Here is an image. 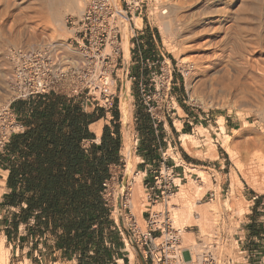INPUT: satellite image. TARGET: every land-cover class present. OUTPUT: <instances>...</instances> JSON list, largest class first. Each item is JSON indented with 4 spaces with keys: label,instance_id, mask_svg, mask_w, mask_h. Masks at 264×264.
<instances>
[{
    "label": "rangeland",
    "instance_id": "rangeland-1",
    "mask_svg": "<svg viewBox=\"0 0 264 264\" xmlns=\"http://www.w3.org/2000/svg\"><path fill=\"white\" fill-rule=\"evenodd\" d=\"M15 1H18L19 3L20 0ZM78 1H80V12L79 10L76 11L77 13L70 11L65 12L62 17V25L57 27V34H62V38L65 39L63 41H66L71 37L70 31L66 27V19L68 15H78L82 11L83 0ZM210 1L213 0H201L200 2L204 3ZM245 1L246 0H214L213 2L216 6L215 10L217 15L216 13H208L209 11H206V14L203 13L202 15L211 21L218 20V18L220 20H230V17L231 19H236L239 18L238 15L246 13L244 10L246 7ZM6 2H8V0H0V19H5V21L3 19V22L2 20L0 21V34L4 37L9 29L11 32H14V34H17V40L14 39L15 43L6 41L10 44L5 43L4 46V58L8 64L7 66L10 67L9 70L11 73L12 69L8 58V51L10 49H14L19 46H27L26 42L28 40V36L31 35L40 37H37V39L40 40L42 39V35L47 34L44 40L45 42L56 41V39L53 38L50 33H46L44 31V21L40 20V11H38L41 7L37 0H29V2L27 0L24 1L25 3L22 4V6L24 5V9L20 8L19 10L17 8H8L6 6ZM30 2L32 4H28ZM196 2H199V0H149V3L144 8L142 14L136 15L137 17H141V25L135 21L136 16L134 17V24H132V28L129 27V38L131 36L133 37L134 34H137L138 41H142V48L146 46V50L150 51L152 61L159 62L156 63L152 69L149 70V74L145 76L148 79V85L151 84L152 78H155L156 81H164L165 76L161 75V68L168 71L171 70L173 74L171 91L162 93L160 97L156 99L157 103L154 104V113L160 120H162L158 126V135L160 136L161 142L157 144V147H166V149H164L166 157L175 158L178 164L181 163L185 167L181 168L182 170H180V167L175 169L176 173L182 174L180 177L183 178L182 184H188V192L186 193L187 195L184 199L185 201L181 200L178 205L182 207L188 201H196L200 198L201 202L204 204L202 209L204 211L206 210L205 213H209L210 222L208 221L207 224L209 228L211 227L210 229L208 228V232L210 231L208 233L210 234L208 235L209 237H202L200 231L201 226L198 222H194L196 219H192L191 228L188 229V232H193L194 235L189 241L185 239L184 235L185 243L190 245H199L201 242H205V240H208L206 242H211L213 240L211 237L213 236L212 238H214L216 235L219 238V241H221L220 250L223 263H227L230 259L233 261L231 264H236L237 262L246 263L245 259L241 258L238 254V246H241V243H239V245L237 243L239 237L246 238L244 250H264V159L261 154H256L255 152L260 149L259 139L262 138L264 140V122L260 119V117H258L260 113L261 115H264V100L259 102L251 101L250 104L243 103L242 100L244 99L239 97L234 98V96H231L227 92L226 89H228V87L226 83L219 84L217 80L213 79L208 80V82H204V80H202L204 75L203 72L205 71L204 66L206 68V65L199 64L198 60L203 54H199V50L197 48L198 46H196L195 41L193 42L194 39L191 38L192 36L185 30L183 31L185 28L183 27L184 24L197 16L196 10L192 8ZM30 5L31 7L28 8ZM5 8H8L9 10ZM155 8L156 10H154ZM164 8L169 14L167 13L166 16L163 15L161 17L160 12ZM172 9H175L176 11L173 16L178 18L175 23H172V25H174H171V28L166 31L163 29L164 26L162 23L170 20L172 16ZM20 10L22 12L19 13ZM16 11L19 13L17 15L18 17L16 16ZM7 12L11 13L12 17L10 15L8 16ZM233 12L238 13L235 14ZM21 13L25 14L21 16ZM193 14H196L194 15L195 17ZM202 15L201 17L204 18ZM9 24L12 25V27ZM134 25L137 29L141 30L134 33ZM55 32H57L56 27ZM48 35H50V37ZM2 36H0V39H2ZM133 42H136V40H132V43ZM205 49L212 50L213 48L205 47ZM133 52L135 53V51H132V53ZM259 56L260 58H258V60H260V63L264 65V50L258 55V57ZM134 60L135 57L132 58V62ZM120 74L122 76L125 75L126 77L123 70L120 73L118 72L119 79H117L114 86L118 98L113 108L107 111L109 115H107L108 118L105 119V122L108 121L109 123V119L114 116L115 111H118V125L120 127L122 142L120 151L122 162L121 165L111 166V175L113 179L110 181V188L108 195L106 196L108 199L107 207L110 210L107 219L108 224L103 226L100 233H97L96 244L90 248L89 255L92 257V260L90 261L91 264H112L114 258H118V254L121 255V259L123 258V254L129 257L128 252L120 251V249H126V238L130 236V216H134L141 229L145 230L146 220L150 214L148 209L153 211H165V209H168L170 212V218L173 220L174 225L176 227L184 228L183 223L176 222L174 218L171 203L174 197L170 199L168 206L166 205V202H162L160 203L161 205L154 208L147 203L145 195L146 188L143 183L145 173L144 170L140 168V163L142 161L140 157L138 162H136V168L134 170L135 173L144 174V176H142V191L140 195L134 196L133 192L128 190L129 188H123L128 179L125 176V166L127 160L122 152L125 144L126 130L122 126L121 113L119 109L120 98L123 91L122 85L124 83L123 77H120ZM132 75H135L134 72H132ZM126 79L130 80L128 78ZM189 82L193 83L194 91H190L188 87ZM5 85L9 88L8 90L10 94L6 97L5 95H2L0 91V94L5 98V101H3L0 105L7 106L13 101L11 103V108L14 110V105L22 101V99L14 100V96L12 95V92H10V79L6 80ZM130 88L133 116L128 132L132 139L134 155L138 156L139 153L136 150H138L139 147H143L146 143H149V136H147L146 132L143 131V122L138 117L137 113L142 111L148 115L151 123L153 120L151 118V114L145 110L146 105L144 104V98L141 97L140 93L137 91L136 81H132V86L130 85ZM154 88L155 86H149L150 95L155 93ZM175 102L183 108V112L182 109L181 111L178 110ZM89 111L92 112V110ZM176 119L182 122L181 124H185V129H182L181 127V131H187L185 134H191L195 137L194 141L188 144L189 150L185 149L182 145L181 132L177 130L178 128L175 125ZM243 119H246V121L251 124L255 130H241ZM221 120H224V123L227 126L229 141L236 152V156L234 158L228 155L220 142L222 130L219 123ZM18 121H20L19 118ZM102 123V125H104V121ZM201 127L207 128L208 131L203 133L202 131L204 129ZM142 142H144V144H142ZM84 144L86 145L85 148H89V146L93 145L91 141L85 142ZM175 155H177V157ZM167 163L170 167L175 165V162H173L171 158H168ZM189 168H195L198 171L189 172ZM154 169L155 168H153V170ZM183 169H186L187 176L185 175V172H183ZM199 170H201V172H199ZM190 179L191 181H197H192L191 183ZM203 179L207 183L203 186L199 194V192H196L197 186ZM134 198L137 201L136 208L133 210V208L130 207V211L129 209L125 211L124 205L126 201L129 200L131 203ZM210 204H217V214L210 211ZM228 206L231 207L228 208ZM207 210L209 212H207ZM94 229L98 230V227L95 226ZM1 232L2 229H0V239L4 238L5 247L10 249L9 264H29L28 259L24 263H18V258L12 255L11 243ZM62 233L63 230L58 228L55 233L48 232L47 234L50 235V238L60 241L59 235ZM254 238L255 240H253ZM256 240L259 242H256ZM131 246L135 253L134 245L131 244ZM228 249L230 251L232 249L235 252H230ZM128 257L125 258V264H130L131 262ZM257 257H264V253L262 255L257 254ZM135 263H137L136 255L133 264Z\"/></svg>",
    "mask_w": 264,
    "mask_h": 264
},
{
    "label": "built area",
    "instance_id": "built-area-1",
    "mask_svg": "<svg viewBox=\"0 0 264 264\" xmlns=\"http://www.w3.org/2000/svg\"><path fill=\"white\" fill-rule=\"evenodd\" d=\"M148 3L149 0H84L81 15H68L66 19V27L71 37L64 44L51 41L37 47L14 48L10 57L12 62L10 85L20 91L19 96L14 100H28L56 94L77 99L85 107L109 111L118 98L114 86L119 79V70L123 69L130 82L140 79L138 91L144 98L146 111L151 114L154 130L158 134L161 120L154 113V104L162 93L171 91L172 71L161 68V75L165 76L164 81H156L152 78L151 84L148 85L144 69L149 71L159 62L144 57L145 48L140 47L142 42L138 41V35L134 34L130 38V57L132 51L137 52L138 63L142 68L139 77H136L127 67L123 50L124 24L129 22L132 28L134 24L132 18L137 14L141 15ZM133 28L134 33L141 30L135 25ZM134 39L136 42L132 43ZM149 86H155L153 95H150ZM11 103L0 106V153L20 129ZM164 158L161 165L153 172L152 183L147 182L145 185L146 201L151 207L166 202L179 190L176 180L181 175L175 172L174 167L167 165L166 154ZM112 179L113 177L104 184L103 197L106 203ZM127 202L129 201H126L124 208L125 211L128 209L130 211ZM148 211L150 214L146 220L145 230L141 229L134 216H130V236L127 238L147 264H231L233 262L230 259L227 263H223L220 252L221 241L216 235L211 242H201L197 247L186 244L185 231L191 227L184 229L175 227L168 209L165 211L148 209ZM245 241V237H239L237 240L238 245L241 243V246H238L240 256L247 254V250H244ZM261 264H264V257Z\"/></svg>",
    "mask_w": 264,
    "mask_h": 264
},
{
    "label": "trees",
    "instance_id": "trees-1",
    "mask_svg": "<svg viewBox=\"0 0 264 264\" xmlns=\"http://www.w3.org/2000/svg\"><path fill=\"white\" fill-rule=\"evenodd\" d=\"M29 111L28 126L33 127L14 134L0 153L10 189L2 205L18 207L22 222L35 217L34 226L43 233L61 228L57 243L64 255L91 264L90 248L108 224L104 184L112 177L111 166L121 165L120 127L113 124L114 137L106 126L100 146L85 148L84 140L95 139L89 125L102 118L96 117L97 110L86 113L74 100L51 94L32 100ZM137 115L151 146L156 136L149 117L142 111ZM114 120L119 121L118 111Z\"/></svg>",
    "mask_w": 264,
    "mask_h": 264
},
{
    "label": "bare ground",
    "instance_id": "bare-ground-1",
    "mask_svg": "<svg viewBox=\"0 0 264 264\" xmlns=\"http://www.w3.org/2000/svg\"><path fill=\"white\" fill-rule=\"evenodd\" d=\"M24 1H26V0H20L18 3V1H15V0H8V2H6V4H7L6 6L8 8H17L18 10L20 8L24 9L23 8L24 5L22 6V4L25 3ZM27 1L29 2V0H27ZM37 1L39 2V5L41 7L40 10H38V11H40V18H41L40 20L44 21V31L46 33L47 32L50 33V35H52V37L56 39V42H63L61 44H64L65 41H63V40H65V39L62 38V36H61L62 34H60V33L57 34L58 33L57 27H60V25H62V17H63L65 12H68V11L76 12L77 10H79V12H80V1H78V0H37ZM200 1L201 0H199V2H196L192 6V8H194L196 10L197 16L195 17L194 15H196V14H193V16L195 18H193L191 21L185 23L183 26V27H185L184 29L182 27L181 28L183 29V31L185 30L187 33H189L192 36L191 38L194 39L193 42L195 41L196 46H198L197 48L199 50V54H203L202 56H200V58L198 60L199 64L206 65V68L204 66L205 71L203 72L204 75L202 77V80H204V82H208V80L213 79V80H217V82L219 84L226 83V85L228 87V89H226L227 92L231 96H234V98L239 97V98L244 99V100H242L243 103L250 104L251 101L259 102V101L264 100L263 99L264 98V65L262 63H260V60H258V58H260V56L258 57V55L261 54V52L264 50V0H246L245 1L246 7L244 9L246 13L245 12L244 13L247 15L242 13L243 15L242 14L238 15L239 18H236L237 17L236 16L235 17L236 19H231V17H230V20L229 19L220 20L218 18V20H213V21H211L210 19H206L202 14L205 13L206 11H209L208 13H211V14L216 13V10H215L216 6H215V3L213 2L214 0L210 1V2H204V3L200 2ZM28 4H32V3L30 2ZM83 6H84V0H83ZM29 7H31V5L28 6V8ZM241 7H243V6H241ZM8 8H5V9H8ZM25 10H26V8H25ZM154 10H156V8ZM82 11H83V7H82ZM82 11H81V13H82ZM20 12H22V11L20 10L19 13ZM238 12H239V10H238ZM238 12H236V13H238ZM5 13H6V11H5ZM19 13L17 12L16 16ZM81 13L78 15H81ZM167 13H168V11L164 8L161 10L160 16L161 17L163 15L166 16ZM175 13H176L175 9H172V16H171L170 20H167L166 22L162 23L164 26L163 29H165L166 31L169 30L171 28L172 23L173 22L175 23V21L177 20L178 17L173 16V15H175ZM193 13H195V12H193ZM233 13H235V12H233ZM12 14H14V13H12ZM24 14L25 13H23V14L21 13V16H23ZM3 15H2V17H3ZM7 15L11 16V13H8ZM201 15L205 19L202 18ZM216 15H217V13H216ZM134 17L132 18V21H133ZM3 19L4 18L0 19V21L2 20V22H3ZM4 21H5V19H4ZM135 21H137L138 24H140L141 17L136 16ZM2 22H1V24H2ZM9 22H10V20H9ZM6 25H4V26H6ZM140 25H138V26H140ZM10 26L12 27V25H10ZM55 27H56L57 32H55ZM129 27H130L129 22H126L124 24V28H123V36H124L123 50H124L126 62H128L130 60V47H131L130 38L131 37L129 38ZM4 28H6V27H4ZM2 30H4V29H2ZM12 30H13V28H12ZM3 32H6V31H3ZM46 35L47 34L42 35L41 36L42 39H40V40L37 39L38 36H32V35L28 36V40L26 42L27 46L28 47H37V46H40V45L46 43L44 41L46 38ZM50 35H48V36L50 37ZM0 36H2V35L0 34ZM16 38H17V34L16 33L14 34V32H11V30L9 29V30H7L5 36L4 37L2 36V39H0V91H1V94L5 95L6 97H8V94H10V93L8 90L9 88L5 85V82L7 79L11 78L12 70L10 73V70H9L10 67L7 66L8 64L6 62V59L4 58V48H5L4 46H5V43H7V44L9 42L13 43L14 39H16ZM38 38H40V37H38ZM49 39H51V38H49ZM6 41H9V42H6ZM205 47H212L213 49L212 50L211 49H205ZM13 50L14 49H10L8 51V58H9V62H10L9 64L11 65V69H12V62L10 60V57H11V55H13V52H12ZM199 70H201V69H199ZM121 71L122 70H119V73ZM197 72H198V70H197ZM200 72H202V71H200ZM9 73H10V75H9ZM200 74H202V73H200ZM8 75H9V77H8ZM120 77H123L124 83L122 85L123 91H122L121 98H120L119 109H120V113H121V123H122L123 128L126 130L125 144L123 146L122 152H123V154L127 160L126 166H125V169H126L125 170V176L128 179L123 188H127V189L129 188L128 190L132 191L134 196L135 195L138 196V195H140V193L142 191L141 183H142V176H144V174L142 175V173H135V171H134L136 168L135 167L136 162H138L139 158L134 155V151L132 148L133 147L132 139H131V136L128 132L130 125H131V122H132V116H133V110H132V104H131V94H130L131 93V88H130L131 84H130L129 80H126L125 75L122 76L120 74ZM10 87H11L10 92H12L14 99L17 98L20 94V91L15 90V88L13 89L11 85H10ZM188 87H189L190 91H194L193 90L194 85L192 82H189ZM1 94H0V104H2L3 101H5V98ZM175 105L178 108V110L181 111V107L178 106V104L176 102H175ZM0 106H5V105H0ZM258 115H259V113H258ZM258 117H260V119L264 122V115H261V113H260V115ZM102 124L103 123L101 121V122L96 123V124L91 126L92 131L97 135V139H96L97 143H99L101 141V136L103 133V125ZM219 124L221 125V130H222V136L220 138V142L223 145V147L225 148L228 155L231 156L232 158H234L236 156V152L234 151V149H233V147L229 141V136L227 134V126L225 125L224 120H221ZM175 125L178 129H181L182 124L178 119L175 120ZM202 129H204L202 131L203 133H206V131H208L207 128L203 127ZM248 129H254V128H253V126H251V124H249L246 121V119H243L241 130L247 131ZM194 138L195 137H193V135H191V134H185L184 133L181 135L182 145L185 147V149L189 150L188 144L190 142L194 141ZM208 139H209V137H208ZM259 141H260L259 142L260 149L257 148L258 150H256L255 152H256V154H261L263 156V159H264V140L262 138H260ZM194 171H198V170L195 168H189V172H194ZM199 172H201V170H199ZM263 180H264V178H263ZM192 181H197V180H192ZM192 181L190 179L191 183H192ZM176 183L179 186V190L176 191L174 193V195H172L171 197H169L166 200V205L168 206L170 199H172L174 197V199L171 203H172V210L174 212V218H175L176 222L183 223V227L187 228V227L191 226V220L196 219L194 222H198L199 225L201 226V229H200L201 236L206 237V236L210 235V234H208L210 232V231L208 232V230L211 227L209 228L208 224H207V222L210 220L209 219L210 217L208 215L209 213L208 214L205 213L206 210L204 211L202 209L204 204L201 202V199L200 198L197 200L195 199L196 201H188L187 200L188 202L185 205H183L182 207H180L178 204L180 203L181 200L185 199V197L187 195L186 193L188 192V186H187L188 184H185V185L182 184V180L180 178H177ZM198 183H199V181H198ZM206 183L207 182L204 179L202 181H200V184L198 186L196 185L197 186L196 192L197 193L199 192V194H200V191L202 190L203 186L206 185ZM262 187H263V185H262ZM259 188H260V186H259ZM3 194H4V190L0 189V199L3 196ZM226 202H228V201H226ZM129 205L131 208H133V210H134V208H136L137 201L135 200V198L131 201V203L129 201ZM159 205H161V204L158 203L157 205L154 206V208L156 206H159ZM216 205L210 204V211H212L214 214H217V206ZM230 207L228 206V208H230ZM159 211H162V210H159ZM207 212H209V211L207 210ZM243 214H245V213H243ZM173 224H174V222H173ZM177 228H180V227H177ZM184 228H180V229H184ZM185 232H186L185 233V239L187 241L191 240L194 234L192 232H188V231H185ZM212 237H211V239H213ZM206 241H208V240H205V242ZM126 242H127V244H126L125 251L129 253V257H130V261H131L130 264H133L134 259H135V253L132 249L131 244L127 240V238H126ZM195 246L197 247V245H195ZM231 251H233V250L231 249ZM220 252H221V250H220ZM233 252H235V251H233ZM9 261H10V249L5 247L4 238H3V239H0V264H9ZM120 263L124 264L123 260H120Z\"/></svg>",
    "mask_w": 264,
    "mask_h": 264
},
{
    "label": "crops",
    "instance_id": "crops-1",
    "mask_svg": "<svg viewBox=\"0 0 264 264\" xmlns=\"http://www.w3.org/2000/svg\"><path fill=\"white\" fill-rule=\"evenodd\" d=\"M142 34H144V33H142ZM140 47H142V46L140 45ZM144 48H145L144 57L145 58H147V57L151 58L150 51L146 50V46H144ZM133 57H135V60L132 62ZM138 62H139V56H138L137 52H135V53L133 52L131 54L130 60L127 62V67L131 73L134 72L136 77H139V74L142 71V68ZM132 66H133V71H132ZM125 69H126V67H125ZM146 73H147L146 75H148L149 71L147 70ZM139 80H140L139 78L136 80L137 91H138ZM132 81L130 82L131 86H132ZM61 96H63V95H61ZM34 99H36V98H31L28 100H22V101H20L14 105V112L17 116V121H18V118L20 119V121H18V123H19L20 129H21V130L19 129V131L15 134L23 133L24 131L33 127V125H31V126H28V125H29V121H30V118H29L30 111L29 110L31 108V101ZM68 99H72V98H68ZM72 100L79 103L86 113H91L89 110H92V112L97 110L98 112H96V117L98 118L99 116H102L101 119H99V120H97V121H95L89 125V131H90V133H92L95 136V139L84 140L82 142V147H86V145L84 143L88 142V141H91L93 144L100 146V144L102 142V136L104 134V129L106 126L110 128L111 134L115 137V134L113 133L114 126L112 124H116V123L118 124V121L114 120V116H112L109 119L110 120L109 123H108V121L105 122V119L108 118L107 115H109V113L107 111H105L103 109H94V108H91L89 106L85 107L84 105H82V103L79 100H77V99H72ZM181 109L183 112L184 111L183 108H181ZM101 121L102 122L104 121L103 133L101 136V141L99 143H97L96 142L97 135L92 131L91 126L96 124V123H99ZM161 122H162V120H161ZM151 125H152V133L155 134V136H156L155 140L153 141L154 144L150 146V143H148V144L146 143L143 147H139V149L136 150L139 153L138 156L137 155L136 156L138 158L140 157L142 159V161L140 163V168L143 169L144 173H145L144 180H143L144 185H146L147 182L152 183L153 172L161 165V163L165 159L164 154H166V152L164 151V149H166V147H157V144L161 142L160 136L154 131L153 121H152ZM181 127H182V129L183 128L185 129V124H182ZM177 130L181 132V135L185 133V131H181V129H177ZM120 135H121V133H120ZM89 147H91V146H89ZM120 151H121V149H120ZM175 156L177 157V155H175ZM168 158H171V160H173V162H175V165L172 166L175 169L178 167H180V170H182L181 168H185L183 164H181V163L178 164L176 162L175 158L167 157V160H168ZM121 162H122V158H121ZM167 165H168V163H167ZM153 168H155V169L153 170ZM141 172H142V170H141ZM183 172H185V175L187 174L186 169H183ZM178 174L182 175L181 173H178ZM8 177H9V170L5 169L4 165L0 164V189L5 191L3 197L0 200V229H2L1 233L3 235H5L6 239L11 243L12 255L16 256L18 258L17 259L18 263H24L28 259L29 264H86L85 260L81 259L80 256H77V255L65 256L63 250L61 248H59L56 239L50 238V235H48L47 233H43L41 230L40 231L37 230L38 227L34 226L35 217H32L27 223L22 222V219L18 216L20 213V209L18 207L3 206L2 205L4 203L6 196L10 193V189L8 188V183H7ZM23 206L26 207L25 204ZM15 214H17L16 219H15ZM120 251H125V249H120ZM135 253H136L135 254L136 258H137V263H135V264L146 263L140 257L139 252L136 248H135ZM255 253L262 255L264 253V250L255 251V250H251V249L249 250L248 249L247 254L241 256V258L245 259L246 263L239 262V264H261V262L263 261V257H257V255H255ZM120 257H121V255L118 254V258L117 257L114 258L112 264H120V260H123V263L125 264V262H126L125 258L128 256L123 254L122 255L123 258L121 259ZM128 258H130V257H128Z\"/></svg>",
    "mask_w": 264,
    "mask_h": 264
}]
</instances>
